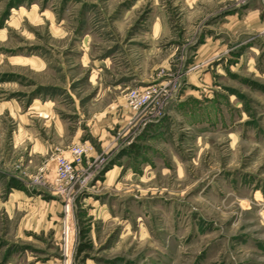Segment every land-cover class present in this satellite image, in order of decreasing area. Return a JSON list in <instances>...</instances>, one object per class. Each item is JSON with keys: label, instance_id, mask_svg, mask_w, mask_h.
Listing matches in <instances>:
<instances>
[{"label": "rangeland", "instance_id": "obj_1", "mask_svg": "<svg viewBox=\"0 0 264 264\" xmlns=\"http://www.w3.org/2000/svg\"><path fill=\"white\" fill-rule=\"evenodd\" d=\"M0 264H264V0H0Z\"/></svg>", "mask_w": 264, "mask_h": 264}, {"label": "built area", "instance_id": "obj_2", "mask_svg": "<svg viewBox=\"0 0 264 264\" xmlns=\"http://www.w3.org/2000/svg\"><path fill=\"white\" fill-rule=\"evenodd\" d=\"M132 99H138V94L137 93H132V95L130 96ZM146 101H140L139 105H136L137 106H142L145 104ZM72 154L74 155L76 161L78 162H81V159L83 157L84 154H86L85 152V149L80 147V146H75L73 151H72ZM59 172L60 173H63L65 176H71L73 177V172H74V169L73 167L71 166V163L68 162V161H61L59 163Z\"/></svg>", "mask_w": 264, "mask_h": 264}]
</instances>
